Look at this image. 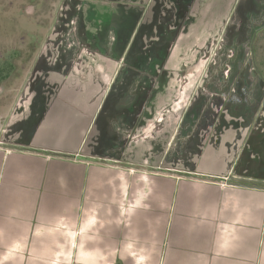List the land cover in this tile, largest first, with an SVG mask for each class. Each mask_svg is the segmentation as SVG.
<instances>
[{
  "label": "crops",
  "instance_id": "obj_1",
  "mask_svg": "<svg viewBox=\"0 0 264 264\" xmlns=\"http://www.w3.org/2000/svg\"><path fill=\"white\" fill-rule=\"evenodd\" d=\"M242 1H59L0 113V264H264V76L203 66Z\"/></svg>",
  "mask_w": 264,
  "mask_h": 264
},
{
  "label": "rangeland",
  "instance_id": "obj_2",
  "mask_svg": "<svg viewBox=\"0 0 264 264\" xmlns=\"http://www.w3.org/2000/svg\"><path fill=\"white\" fill-rule=\"evenodd\" d=\"M59 1L0 0V69L5 70V75L8 74V78L0 82V108H6L14 102L22 79L30 72L39 42L43 44L56 17ZM242 3L250 9L254 8V11L259 4V10L264 13V1ZM29 7H35V10L28 13ZM233 19L231 23L229 17L227 31L219 33L213 42L209 51L210 58L203 66L213 70L214 64L225 59L226 70L229 72L234 68L235 72L257 73V63L264 73V28L259 30L264 26V14L259 18L244 15ZM237 25L239 30L234 33L232 28Z\"/></svg>",
  "mask_w": 264,
  "mask_h": 264
},
{
  "label": "flooded vegetation",
  "instance_id": "obj_3",
  "mask_svg": "<svg viewBox=\"0 0 264 264\" xmlns=\"http://www.w3.org/2000/svg\"><path fill=\"white\" fill-rule=\"evenodd\" d=\"M32 9H34L35 10V7L34 8H32V7H29V9H28V13H32L34 10H32ZM36 26H38V25H36ZM41 41L39 42V46H38V49L41 47ZM33 46V45H32ZM34 48H36V47H31V49H34ZM4 73H6L5 72V70H1L0 69V82H4L7 78H8V74H4ZM9 90V92H10V89H8ZM7 94H8V92H6ZM7 107L8 106H6V108H4V107H2L1 106V108H0V113H3L4 111H6V109H7Z\"/></svg>",
  "mask_w": 264,
  "mask_h": 264
},
{
  "label": "trees",
  "instance_id": "obj_4",
  "mask_svg": "<svg viewBox=\"0 0 264 264\" xmlns=\"http://www.w3.org/2000/svg\"><path fill=\"white\" fill-rule=\"evenodd\" d=\"M263 27H261L259 30L263 29ZM256 67H257V70L260 72V74H262L264 76V73L262 72V70L258 67L257 63H256Z\"/></svg>",
  "mask_w": 264,
  "mask_h": 264
}]
</instances>
